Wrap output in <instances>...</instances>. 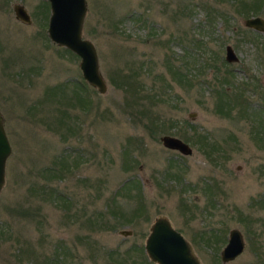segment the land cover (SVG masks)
<instances>
[{
  "label": "rangeland",
  "instance_id": "obj_1",
  "mask_svg": "<svg viewBox=\"0 0 264 264\" xmlns=\"http://www.w3.org/2000/svg\"><path fill=\"white\" fill-rule=\"evenodd\" d=\"M241 1L86 0L99 94L47 37V1L0 0V264H155L144 241L157 216L202 264H222L233 228L244 248L223 264H264V33L243 27ZM241 82L245 104L230 91Z\"/></svg>",
  "mask_w": 264,
  "mask_h": 264
},
{
  "label": "water",
  "instance_id": "obj_2",
  "mask_svg": "<svg viewBox=\"0 0 264 264\" xmlns=\"http://www.w3.org/2000/svg\"><path fill=\"white\" fill-rule=\"evenodd\" d=\"M45 1L49 6L47 37L55 45L68 49L79 58L78 68L82 79L99 94H103L106 91V84L99 71L94 45L90 40L82 37L86 0ZM13 12L16 19L30 22L28 14L21 5L15 4ZM244 24L257 30H264V20L260 17H250L244 21ZM225 58L236 59L229 47L226 48ZM160 142L163 147L176 150L183 155L192 152L191 148L177 137L163 135L160 137ZM9 154L10 145L0 113V190L4 183L5 161ZM243 248L244 241L240 231L235 228L230 229L226 243L219 253L221 263L233 260ZM144 251L147 258L155 264H202L189 242L172 227L165 216H157L152 221L144 241Z\"/></svg>",
  "mask_w": 264,
  "mask_h": 264
},
{
  "label": "flooded vegetation",
  "instance_id": "obj_3",
  "mask_svg": "<svg viewBox=\"0 0 264 264\" xmlns=\"http://www.w3.org/2000/svg\"><path fill=\"white\" fill-rule=\"evenodd\" d=\"M241 2H245L244 0L243 1H241ZM248 2V1H247ZM241 4V3H240ZM241 6V5H240ZM243 7V6H242ZM261 7H263V6H261ZM240 9V8H239ZM240 13V16H242V14H245V13H243V11L241 12V11H239ZM259 12H261V10H258V14L257 15H250V16H247V14H245L246 16L245 17H242L243 18V21H242V25H243V27L245 28V29H247L248 31H250V34L252 35V36H257V34L258 33H264V30H257L256 28H253V27H248V26H246L245 24H244V21L246 20V19H248V18H250V17H260L261 19H263L264 20V18L263 17H261V16H259ZM18 20V19H17ZM227 47H229L230 49H231V51H232V54L234 55V57H236V59H234V60H226V58H225V51H226V48ZM224 61H225V63H228V64H235V63H237L238 61H239V59H238V57H237V55L235 54V52H234V50H233V48L230 46V45H225V48H224ZM224 63V62H223ZM232 73V71L230 70V69H226V71L225 72H223V74H222V80L226 83V85H228L229 86V84H230V82H229V75ZM253 79H251V83H250V89H249V91L250 90H252V91H254V92H258V87H257V85H256V81H257V78L256 77H252ZM246 82H241V83H238V84H234V87L233 88H231V92H233V95L234 94H239V98L243 101V104H245L244 102H245V99L243 100L242 99V95L239 93V92H242V91H244V89L247 87V89H248V86L245 84ZM222 85H223V83H222ZM227 86V87H228ZM225 89H227V88H225ZM224 88H223V92H224V94L226 95V104L227 105H229L228 106V108L229 107H231V105L233 104V103H235V102H233V100H236V98H234L233 96H232V98L230 99L229 97H228V95L227 94H229L230 92H227L226 90H225ZM242 96V97H241Z\"/></svg>",
  "mask_w": 264,
  "mask_h": 264
},
{
  "label": "trees",
  "instance_id": "obj_4",
  "mask_svg": "<svg viewBox=\"0 0 264 264\" xmlns=\"http://www.w3.org/2000/svg\"><path fill=\"white\" fill-rule=\"evenodd\" d=\"M262 0H252V1H248V2H244V5H242V11L245 14H249L250 12H258V10H260V4ZM47 3V2H46ZM182 78V75L181 77ZM223 95V94H222Z\"/></svg>",
  "mask_w": 264,
  "mask_h": 264
}]
</instances>
